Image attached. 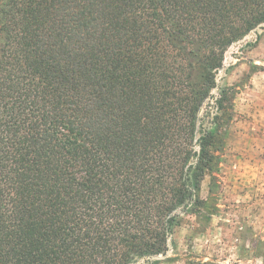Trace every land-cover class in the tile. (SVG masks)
Wrapping results in <instances>:
<instances>
[{
	"label": "trees",
	"instance_id": "16d2710c",
	"mask_svg": "<svg viewBox=\"0 0 264 264\" xmlns=\"http://www.w3.org/2000/svg\"><path fill=\"white\" fill-rule=\"evenodd\" d=\"M263 26L264 0H0V264H134L180 212L209 225L218 73Z\"/></svg>",
	"mask_w": 264,
	"mask_h": 264
},
{
	"label": "rangeland",
	"instance_id": "374dc122",
	"mask_svg": "<svg viewBox=\"0 0 264 264\" xmlns=\"http://www.w3.org/2000/svg\"><path fill=\"white\" fill-rule=\"evenodd\" d=\"M218 85L232 94L216 124L224 138L216 173L219 210L207 226L180 212L166 259L134 264H264V26L229 48ZM210 104L204 115L217 113L215 100ZM210 182L206 176L203 199Z\"/></svg>",
	"mask_w": 264,
	"mask_h": 264
},
{
	"label": "water",
	"instance_id": "95a60500",
	"mask_svg": "<svg viewBox=\"0 0 264 264\" xmlns=\"http://www.w3.org/2000/svg\"><path fill=\"white\" fill-rule=\"evenodd\" d=\"M215 91H218V88H216V90ZM172 245L169 243L168 244V251H167V255L170 253V251L172 250ZM166 259V255H159V256H154L153 258H152V260H154V261H160V260H165Z\"/></svg>",
	"mask_w": 264,
	"mask_h": 264
}]
</instances>
